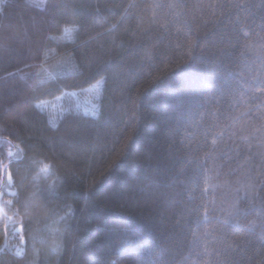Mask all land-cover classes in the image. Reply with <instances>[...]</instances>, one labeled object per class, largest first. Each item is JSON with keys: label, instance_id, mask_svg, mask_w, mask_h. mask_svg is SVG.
<instances>
[{"label": "trees", "instance_id": "1", "mask_svg": "<svg viewBox=\"0 0 264 264\" xmlns=\"http://www.w3.org/2000/svg\"><path fill=\"white\" fill-rule=\"evenodd\" d=\"M0 251L264 264V0H0Z\"/></svg>", "mask_w": 264, "mask_h": 264}, {"label": "rangeland", "instance_id": "2", "mask_svg": "<svg viewBox=\"0 0 264 264\" xmlns=\"http://www.w3.org/2000/svg\"><path fill=\"white\" fill-rule=\"evenodd\" d=\"M87 91V90H85ZM85 91H81L80 94L84 93ZM77 94V93H75ZM96 96L95 95H89L87 94L85 96V98L81 101L80 103V107H81V110L84 112V113H88V112H94L96 111V107H97V100H96ZM11 179V177H9V180Z\"/></svg>", "mask_w": 264, "mask_h": 264}, {"label": "water", "instance_id": "3", "mask_svg": "<svg viewBox=\"0 0 264 264\" xmlns=\"http://www.w3.org/2000/svg\"><path fill=\"white\" fill-rule=\"evenodd\" d=\"M4 170H5V168H4ZM5 248H6V246H4L3 249H2L1 251H3ZM1 251H0V252H1Z\"/></svg>", "mask_w": 264, "mask_h": 264}]
</instances>
